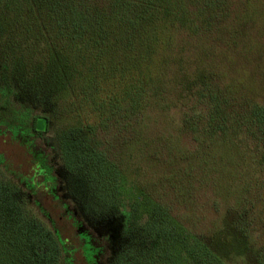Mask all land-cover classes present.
Segmentation results:
<instances>
[{"label": "trees", "instance_id": "16d2710c", "mask_svg": "<svg viewBox=\"0 0 264 264\" xmlns=\"http://www.w3.org/2000/svg\"><path fill=\"white\" fill-rule=\"evenodd\" d=\"M239 2L244 7L237 12ZM235 20L239 24L234 29ZM112 22H117L115 31L123 30L117 37L111 34ZM261 23L264 0H0V134L11 136L33 158L31 175L20 176V181L7 175L9 167L2 162L0 253L3 245L15 242L20 256L24 247L30 250L24 264H54L61 251L66 253L70 243L37 216L30 200L40 191L56 194L61 173L70 197L78 193L76 183L88 181L98 203L82 208L108 240L116 237L119 242L112 264H171L177 250L187 264H264V206L256 209L255 200H248L252 180L237 182L240 158L230 147L237 134L250 131L262 144L264 159V103L245 97L241 101L232 86L219 88L224 71L218 59L207 58L205 75L195 83L198 104L208 99L207 114L185 118L196 150L189 154L181 150L178 136L167 137L169 149L178 155L169 152L171 160L165 161L180 164L167 177L171 202L158 190L148 191L135 176L127 178L129 168L103 147L101 137L112 120L134 119L138 127L126 125V130L137 127L144 133L155 110L167 115L180 102L179 96L166 98L165 81L171 59L185 47L176 42L180 30L219 54V34L234 39ZM138 36L142 44L135 43ZM227 44L228 49L238 48L236 41ZM152 64L155 70L144 72ZM38 109L59 126L53 148L61 157V172L36 149L34 139L50 130L36 129ZM180 127L173 130L180 133ZM190 160L191 173L180 175ZM134 187L154 200L152 214L138 216L140 202L129 206L120 200L124 189L131 193ZM194 190L211 195L201 208ZM190 194L185 202H191V228L177 218L174 202ZM207 208L221 217L209 218ZM204 224L208 231H203ZM81 236L88 264H97L91 236Z\"/></svg>", "mask_w": 264, "mask_h": 264}, {"label": "rangeland", "instance_id": "374dc122", "mask_svg": "<svg viewBox=\"0 0 264 264\" xmlns=\"http://www.w3.org/2000/svg\"><path fill=\"white\" fill-rule=\"evenodd\" d=\"M243 7L244 6L239 2V5H236L237 12L241 11ZM236 20L238 19L236 18ZM236 20L232 23V28L234 29L239 24ZM112 23L113 27L111 34L114 33L117 37V35L120 34L119 32L123 30L118 28L115 31L117 22ZM227 24L229 25V23ZM244 24L243 22L239 27H242ZM227 28L228 27H225V33L227 32ZM188 33L189 32L183 30L178 32L179 35L176 38V42L180 47H185L179 52V57L171 59V69H169L166 76L167 78L165 79V81L167 80L169 82V84H166V98L171 100V98L175 99L176 96H179L178 98L180 99V102L170 109V112L167 114L168 116L165 114H158V111L155 110L149 117L148 125L146 122L147 129L143 131L144 133H140V130L137 132L138 122L134 119L127 122L121 120L120 123L116 122V120H112L107 124L109 127L107 134H101L103 147L109 148L114 156L116 155L122 159L124 165L129 168L131 174L130 177L127 176V178L130 179L135 176V180L141 183L142 186L146 185L148 191L158 190L157 194H161L164 200H170V202L172 201V196L167 177L174 174L173 171L177 170L180 164L179 162L173 161L174 163L171 164L170 161H165L168 158L171 160L169 152H172L176 156L178 155L177 151H171L169 149L168 138L170 137L168 136H172V138L175 139L176 136L179 137L177 141L183 148L181 150L189 154L191 151L196 150L191 139V132H187L188 130H186L185 118L186 115L194 116V114L199 112H201L199 114L205 115L208 112V107L205 106V104H207L206 100L208 99H203L204 103L202 105L198 104L200 99L196 95L199 86L195 84L196 81H198L197 76L204 74L206 71L207 58L209 62L212 59H218V64L224 71L222 75L223 78H219V88L225 89L227 85L230 87L232 86L235 96L240 97L241 101L244 99L241 97H245L254 99L256 102L264 103V23L258 26H254V24L250 25L248 30L245 31V35L236 36L234 39L231 38L230 34H219V39L217 40H219V42L223 40L221 43L222 50L218 51L221 52L219 54L215 53V50H209L207 44L204 46L202 42L197 41V39L193 37H190L191 40H189ZM140 38L141 36L136 38V44H142ZM227 40H233V43L236 41L238 43V48L233 49L231 46V48L228 49ZM13 41L14 40L10 43ZM210 43H213L212 39ZM143 45V50H146V43ZM175 47L177 50H180L179 47ZM225 50L230 51H227L224 55L222 52H225ZM179 64L180 69L177 67ZM128 65L130 66V64ZM144 67L146 70L144 72L146 73L155 70L153 64L150 67ZM181 100L183 102H181ZM36 113L41 117H45L44 112L39 109ZM202 118V121H206L204 117ZM126 125L128 129H130L132 125L137 127H134L135 131H128V129L126 130ZM173 126H181V132L178 133L179 131L173 130ZM48 128H50L49 132L43 137H36L34 143L36 149L44 151L48 155L50 162L61 172L62 160L57 150L53 148V144H55L53 138L56 136L59 126L55 121L51 123L48 121L47 130ZM138 136L139 138L142 137L143 143L141 141L137 142V140H139L137 138ZM132 141H136L137 144L134 145L136 142L132 144ZM233 143V145H230L232 148L231 150L235 151L234 154L237 158H240L241 166L240 178H238V176L236 180L239 183H242L245 178L250 181L252 180L253 183L249 191L250 195L248 200L252 202L255 200L256 209H261L264 206L263 146L259 142L257 136L250 131L237 134ZM131 151H133V153ZM2 162L9 167L10 171L7 175L14 178L16 181H20V176L25 177L31 175L33 166L32 156L27 152L25 147L12 139L8 134H0V171H5V164ZM186 163L187 169L184 170L181 166L184 171L180 173V175L185 177L187 176V171L191 173V160ZM183 166L185 165L183 164ZM57 174L59 180L57 181L56 194L40 191L30 196V200L35 208L34 212H36L37 216L43 220L51 230H55L60 237L62 236L70 243L68 246H65L66 253L64 254V252L61 251V255L58 256L54 264L89 263L86 260L83 249V243L85 241L81 234L84 232L91 236L93 246L98 250V252H96L97 264H112L119 242H117L116 237L113 241L110 239L108 240L97 227H94L89 222L90 218H88V215L85 214L82 208L85 204L97 202L91 194L88 181H81L83 182L81 186L76 183V191L78 193H76L75 197H70L67 195L65 188L66 179H64L61 173ZM39 180L41 181V178ZM23 186H25V184ZM127 192L128 190L124 189L119 195L123 203L131 206L134 202L138 204L140 202L139 209L136 211L138 216H148L152 214V208L155 203L149 195L141 194L135 187L131 189V193ZM194 192L193 194L196 198L197 206L201 208L203 202L207 201L211 195L207 193V190L204 192L194 190ZM180 198L181 200L174 199L175 214H177V218L182 217L191 228V202H185V198L191 200V194L186 197L181 196ZM218 200L222 203L221 199L218 198ZM36 204L38 206H36ZM221 206L222 204H220V208ZM205 214H207L209 218H214L216 216L217 219L222 215L221 213H213L208 208ZM75 217L80 221L79 225L76 224V220H73ZM203 226V231L209 230H207L208 227H206L205 224ZM118 232L119 231H115V233ZM22 246L23 245L20 247ZM2 248L3 252L0 253L1 264H24L26 258L31 255L30 250L24 247L23 253L25 255L24 257L23 255L20 256L17 251L16 242L14 245H3ZM5 252L8 254L6 259L3 256ZM171 264H187L185 261L180 260L179 250H177L176 256Z\"/></svg>", "mask_w": 264, "mask_h": 264}, {"label": "water", "instance_id": "95a60500", "mask_svg": "<svg viewBox=\"0 0 264 264\" xmlns=\"http://www.w3.org/2000/svg\"><path fill=\"white\" fill-rule=\"evenodd\" d=\"M48 125V119L46 117H39L36 123V129L38 131H46Z\"/></svg>", "mask_w": 264, "mask_h": 264}, {"label": "flooded vegetation", "instance_id": "af4514ba", "mask_svg": "<svg viewBox=\"0 0 264 264\" xmlns=\"http://www.w3.org/2000/svg\"><path fill=\"white\" fill-rule=\"evenodd\" d=\"M41 117V116H40Z\"/></svg>", "mask_w": 264, "mask_h": 264}]
</instances>
